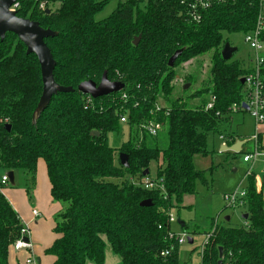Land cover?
Masks as SVG:
<instances>
[{
    "label": "trees",
    "instance_id": "obj_1",
    "mask_svg": "<svg viewBox=\"0 0 264 264\" xmlns=\"http://www.w3.org/2000/svg\"><path fill=\"white\" fill-rule=\"evenodd\" d=\"M40 1L17 0L16 15L56 32L44 39L55 61L53 77L74 90L52 96L33 120L42 92L38 59L6 32L0 39V169L20 170L33 187L37 160L43 159L51 201L59 205L53 215L55 239L45 253L53 264H103L109 244L119 264H181L180 244L168 238L170 209L196 193L197 180H206L193 157L207 152V135L221 134V125L232 118L231 106L243 100L240 79L246 68L239 60L222 59L220 50L227 42L223 33L254 28L257 0L214 3L197 22L187 18L180 0H118L100 20L96 15L111 0H48V13L39 9ZM178 49L181 53L168 66ZM206 54L209 75L201 86L172 98L177 78L189 88L196 81L183 72L185 64ZM104 71L124 89L97 98L76 90L82 81L98 84ZM211 96L212 107L206 109ZM157 103L164 105L159 111L154 110ZM124 113L127 139L112 147L108 134L120 133ZM149 119L162 124L155 135L140 128ZM94 131L98 135L90 134ZM224 136L227 144L234 142L231 134ZM121 152L128 156V167L119 163ZM146 170L157 187L135 183ZM245 179L244 195L232 206L242 207L247 218L240 224L225 219L215 224L198 251L201 264L219 259L221 264H264V199L256 190L255 173ZM147 199L151 205L140 206ZM22 227L0 191V264H8L9 248Z\"/></svg>",
    "mask_w": 264,
    "mask_h": 264
},
{
    "label": "rangeland",
    "instance_id": "obj_2",
    "mask_svg": "<svg viewBox=\"0 0 264 264\" xmlns=\"http://www.w3.org/2000/svg\"><path fill=\"white\" fill-rule=\"evenodd\" d=\"M117 2L118 0H111L96 15V19L100 20L108 16L116 7ZM56 7H58V3L52 6L53 9ZM223 39H226L229 44L236 47V51L230 59L239 60L245 66L251 64L254 52L245 43L243 33H223ZM209 68V54L198 58L195 62L185 64L183 72L191 73L196 77L194 84L190 88L189 85V89L187 88L188 90L186 89V91H192L200 87L202 81L209 75ZM181 73L182 71H179V75ZM183 87L184 84H182L180 77L177 78L172 98L184 94ZM263 124L261 123L257 126L247 111H234L231 121L221 125V130H223L221 134L209 133L207 135V152L194 155L193 164L197 169L205 170L206 180H197L195 182L196 193L185 195L181 206L170 209L174 219V222L171 223V229L178 234L185 233L186 237L192 239V243H188L186 240L179 246L181 264L183 262H186V264H201L198 251L207 236V232H210L215 224L225 222V216L230 217V221L226 222L231 224L244 222L245 219L242 218L243 208L239 206L227 207L224 195L232 192H236L239 195L243 190L246 183L244 174L247 168L244 153L252 151V138L257 129L258 131L261 130ZM120 128L121 131L118 135L108 134V144L112 147H119L127 139L126 125L121 123ZM231 133L240 140L245 141L241 146V151L235 154V157L233 153L227 154L226 151L221 150V145L226 142L224 135ZM259 163H262L260 165L262 166L264 161L261 160ZM43 164L42 160L39 159L36 166V181L33 187L28 183L25 174L20 170H15L13 171V184L8 183L3 190L4 196L16 207L24 222L30 218L31 206H36L35 210H39L42 213L36 218L37 225L31 224L32 226L30 227L29 221L24 223V227L27 228L24 236L28 239L32 253H34L28 254L26 251L21 250L18 255L20 264H23L28 257L33 260L39 258L40 264H53L52 258L45 253V250L53 239L52 216L55 207L49 199L48 177ZM155 168L156 163L152 161L149 169L151 176L155 175ZM257 168H259V165L256 166L255 170ZM2 172V169H0V174ZM256 174L258 176H255L256 178L264 179L260 172H256ZM177 219L184 222L186 226L184 230L177 224ZM10 247L12 248V245ZM192 249L194 250L190 255V260H188L189 252ZM118 260V256L110 250L109 244H106L103 264H118L116 263Z\"/></svg>",
    "mask_w": 264,
    "mask_h": 264
},
{
    "label": "built area",
    "instance_id": "obj_3",
    "mask_svg": "<svg viewBox=\"0 0 264 264\" xmlns=\"http://www.w3.org/2000/svg\"><path fill=\"white\" fill-rule=\"evenodd\" d=\"M233 0H180V4L183 6L185 15L191 21L197 22L201 19V13L203 10L207 9L214 3L218 2H226ZM48 0H41L39 2V9H46V4ZM258 2V11L256 15V21L254 28L250 31L243 32L244 41L247 45L253 50L254 55L251 60V64L244 67L246 68V74L244 75V95L243 100L240 104L234 103L231 106L232 111H239L240 108L245 109L242 106V103L247 107L245 110L249 113V115L254 119V122L257 126L261 123H264V0H257ZM18 7V2H15L13 5L9 7L10 10H16ZM113 94V93H112ZM89 96V95H88ZM91 97V96H90ZM122 98L126 99V95L122 94ZM215 97L211 96L210 101L206 105V109L211 108ZM155 111H159L163 104L157 103L155 106ZM167 113V110H166ZM119 120L121 123L127 122L126 113L120 114ZM140 128L146 131L148 134L155 135L160 132L162 129V124L153 119H149L140 124ZM225 138V136H224ZM226 140V138H225ZM224 145H229L226 142H223ZM252 151L244 153V160L247 162V168L245 171V176L251 175L255 172L256 166H258L261 160L264 161V143L259 139V131L256 130L252 138ZM257 170V169H256ZM3 171V170H2ZM7 172V171H6ZM5 171L0 174V191L3 193L4 188L8 185L9 179ZM260 173L264 176V164L260 167ZM256 190L261 192L264 196L263 190V181L264 179L256 178ZM136 184L143 186L144 188L151 189L155 188L158 185L154 180L149 178L148 176L141 177L138 181H135ZM244 195V191L242 190L238 195L236 192H232L230 194H225L224 199L226 201V206L231 207L235 201ZM33 216L38 215V212L35 209H32ZM169 222H174V219L169 214ZM27 228L23 227L20 230V236L17 240L12 244V248L14 250H28L30 249L29 241H24L25 233ZM185 233L178 234L173 230L168 233V238H175L178 244H181L187 240L188 237L185 236ZM210 233H207L205 240L203 241L200 249L203 247L204 243L208 240ZM167 251H162L161 255H165ZM25 264H37L35 260L28 257L25 260Z\"/></svg>",
    "mask_w": 264,
    "mask_h": 264
},
{
    "label": "water",
    "instance_id": "obj_4",
    "mask_svg": "<svg viewBox=\"0 0 264 264\" xmlns=\"http://www.w3.org/2000/svg\"><path fill=\"white\" fill-rule=\"evenodd\" d=\"M17 0H0V39L5 37L6 32H11L15 34L20 41H22L26 47V53H33L38 59L40 66L41 80H42V92L37 103L36 109L33 113V120L35 117L48 106L52 96L60 92H72L74 89L69 86L59 85L53 77V70L55 67V61L52 57L51 51L46 45L44 39L48 37H53L56 35L55 31H52L48 28H42L37 21H32L27 18H21L16 15L15 10H10L9 7L13 5ZM45 12L48 13L49 10L45 9ZM140 35L135 37L132 41L134 45L138 43ZM182 49L174 51V53L168 59V66H172L177 56L181 53ZM236 51V47L225 42L223 47L220 50L221 58L224 60H229L232 57V54ZM245 79L241 78V84H244ZM124 83L120 81H110L107 78L106 71L101 75L100 81L96 84L92 80L82 81L77 85L76 90L82 94L89 95L92 98L101 97L104 95L117 93L124 89ZM189 84H185L183 89H187ZM242 106L246 109L247 107L242 103ZM7 129L10 128V125H6ZM91 135H98L97 131L91 132ZM245 141L236 140L231 145H221V150L229 151L232 153H239L242 144ZM118 160L120 165L123 167H128V156L125 153H119ZM147 170L143 173V176L147 174ZM9 183L13 184L14 173L13 171L6 172ZM151 205L149 199L143 200L140 202V206L147 207ZM242 218L246 219L247 214L243 213ZM228 216L225 217V220L228 221ZM177 224L183 228L184 222L177 219ZM24 241H28L27 238H23ZM188 243H192L190 237L187 238ZM222 248H219V257H221ZM36 262L39 263L38 259ZM217 264H221L219 259Z\"/></svg>",
    "mask_w": 264,
    "mask_h": 264
},
{
    "label": "crops",
    "instance_id": "obj_5",
    "mask_svg": "<svg viewBox=\"0 0 264 264\" xmlns=\"http://www.w3.org/2000/svg\"><path fill=\"white\" fill-rule=\"evenodd\" d=\"M231 121V120H230ZM231 135L234 137V142L236 141V140H240L238 137H236L233 133H231ZM259 139L261 140V141H263V143H264V124H263V127H261V130H259ZM233 142V143H234ZM244 144V143H243ZM240 151H241V149H240ZM42 160V162L44 163V161H43V159H41ZM38 162H39V159L37 160V164H38ZM262 163H260L259 164V168H257V170H255L257 173L258 172H260V165H261ZM44 165V166H43ZM42 166H43V168L45 169V171H46V167H45V163L43 164ZM246 170V169H245ZM6 172V171H5ZM47 174V173H46ZM262 174V173H261ZM257 174L255 173V176H256ZM244 176H245V174H244ZM262 176H263V174H262ZM256 177H258V176H256ZM263 178H264V176H263ZM48 185H49V181H48ZM49 189H50V185H49ZM49 199H50V201H51V198H50V194H49ZM263 199H264V196H263ZM9 201V200H8ZM10 202V201H9ZM51 203L54 205V207H55V209H54V212H53V215H54V213L57 211V209H58V207H59V205L57 204V203H54V202H52L51 201ZM10 204H11V202H10ZM12 205V204H11ZM12 207L16 210V212L18 213V215H19V217H20V219H21V222H22V224H24V223H27L28 221V223H29V225H30V227L34 224V225H37V220H36V218L41 214L42 215V213L38 210L37 212H38V215H36V216H33V214H32V209H35L36 208V206H31V210H30V218L27 220V221H25L24 222V220H23V217L19 214V212L17 211V209H16V207L14 206V205H12ZM226 217V216H225ZM225 217H224V219H225ZM34 220H33V219ZM228 221H230V217L228 216ZM52 221H53V216H52ZM227 221V220H226ZM32 224V225H31ZM53 225H54V221H53ZM52 228H53V226H52ZM52 234H53V239H52V241L50 242V244H48L47 246L49 247L51 244H52V242H53V240L55 239V234L53 233V231H52ZM110 247V246H109ZM33 248V247H32ZM47 249V248H46ZM21 250H23V249H21ZM21 250H14L13 248H9V251H8V264H20V261L18 260V255H19V253L21 252ZM111 250V249H110ZM24 251H26L28 254L29 253H32V249L30 248V249H28V250H24ZM34 253V252H33ZM32 253V254H33ZM50 256V255H49ZM51 258H52V262H54V259H53V257L52 256H50ZM119 258V257H118ZM27 259V258H26ZM25 259V260H26ZM36 259H38V261H39V263H37V264H40V259L39 258H36ZM36 259H35V261H36ZM119 262H120V259L118 260V261H116V263H118L119 264ZM23 264H25V262H23ZM90 264H93V263H90Z\"/></svg>",
    "mask_w": 264,
    "mask_h": 264
}]
</instances>
